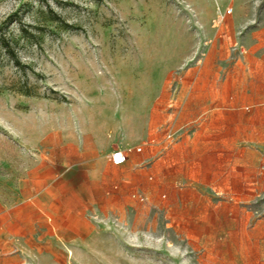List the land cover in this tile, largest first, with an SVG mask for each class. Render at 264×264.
Wrapping results in <instances>:
<instances>
[{"label": "rangeland", "instance_id": "1", "mask_svg": "<svg viewBox=\"0 0 264 264\" xmlns=\"http://www.w3.org/2000/svg\"><path fill=\"white\" fill-rule=\"evenodd\" d=\"M141 46L188 52L220 85L219 108L199 119L198 149L178 146L193 123L153 149L146 199L129 192L109 215L94 264H264V0H0V201L30 155L23 135L132 78Z\"/></svg>", "mask_w": 264, "mask_h": 264}, {"label": "crops", "instance_id": "2", "mask_svg": "<svg viewBox=\"0 0 264 264\" xmlns=\"http://www.w3.org/2000/svg\"><path fill=\"white\" fill-rule=\"evenodd\" d=\"M157 54V48L141 46L132 78L124 83L111 78L92 94H82L66 120L23 135L30 155L9 203L0 201V263L105 261L98 247L103 231L111 228L109 215L152 178L157 170L153 149H174L179 130L192 123L178 146L198 149L204 130L199 119L219 108L210 102L216 103L220 85L199 66L192 68L183 49ZM134 146L141 150L132 149L125 163L109 160L114 148Z\"/></svg>", "mask_w": 264, "mask_h": 264}, {"label": "built area", "instance_id": "3", "mask_svg": "<svg viewBox=\"0 0 264 264\" xmlns=\"http://www.w3.org/2000/svg\"><path fill=\"white\" fill-rule=\"evenodd\" d=\"M231 10H232L231 7L226 8L224 13H221L218 16L219 21L223 18V15L225 13H230ZM165 137H166L167 140L171 141L173 139V134L170 133V132H167ZM132 149L135 150V151H140L141 150V146L127 147V148H124V149L120 148V147H116L109 153V160L115 165H121V164L126 162V160L128 158V153ZM131 197L135 198L138 201H144L146 199V196L143 193H140V192H132L131 193Z\"/></svg>", "mask_w": 264, "mask_h": 264}, {"label": "trees", "instance_id": "4", "mask_svg": "<svg viewBox=\"0 0 264 264\" xmlns=\"http://www.w3.org/2000/svg\"><path fill=\"white\" fill-rule=\"evenodd\" d=\"M4 50H5V53H7L8 55L10 54V56H12L13 58H15L14 53H13L11 47L8 44H5L4 45ZM3 88H5V87H3L2 85H0V91ZM18 90H21V91H23L25 93L28 92V90L25 87H19Z\"/></svg>", "mask_w": 264, "mask_h": 264}]
</instances>
